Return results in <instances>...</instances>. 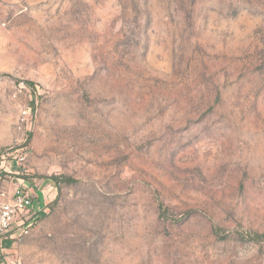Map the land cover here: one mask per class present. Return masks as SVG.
<instances>
[{"label": "rangeland", "instance_id": "obj_1", "mask_svg": "<svg viewBox=\"0 0 264 264\" xmlns=\"http://www.w3.org/2000/svg\"><path fill=\"white\" fill-rule=\"evenodd\" d=\"M0 153L1 264H264V0H0Z\"/></svg>", "mask_w": 264, "mask_h": 264}, {"label": "built area", "instance_id": "obj_2", "mask_svg": "<svg viewBox=\"0 0 264 264\" xmlns=\"http://www.w3.org/2000/svg\"><path fill=\"white\" fill-rule=\"evenodd\" d=\"M4 156H9V154L0 153V158ZM4 172H7L6 168L0 165V255L4 250L5 241L14 243L28 234L34 214L32 189L19 184L11 191L6 190L3 187Z\"/></svg>", "mask_w": 264, "mask_h": 264}, {"label": "crops", "instance_id": "obj_3", "mask_svg": "<svg viewBox=\"0 0 264 264\" xmlns=\"http://www.w3.org/2000/svg\"><path fill=\"white\" fill-rule=\"evenodd\" d=\"M3 187L6 188V190H8V191H11L12 188H13V186H11L10 184H7V183H3ZM37 197H38V195L35 193V199L33 200V205H32L33 210L34 209H38L39 206H40V203H38L39 201H38V198ZM11 245H10L9 248L8 247H5V245H4V250L2 251V253L3 254L4 253L7 254L10 251V249L14 246V243L12 242Z\"/></svg>", "mask_w": 264, "mask_h": 264}, {"label": "trees", "instance_id": "obj_4", "mask_svg": "<svg viewBox=\"0 0 264 264\" xmlns=\"http://www.w3.org/2000/svg\"><path fill=\"white\" fill-rule=\"evenodd\" d=\"M70 180H66V182H69ZM10 245H11V241H6V243H5V247H10Z\"/></svg>", "mask_w": 264, "mask_h": 264}]
</instances>
